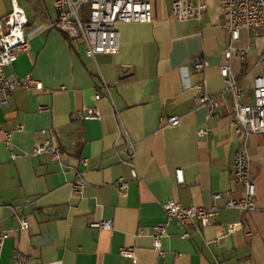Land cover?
Masks as SVG:
<instances>
[{
    "label": "crops",
    "instance_id": "1",
    "mask_svg": "<svg viewBox=\"0 0 264 264\" xmlns=\"http://www.w3.org/2000/svg\"><path fill=\"white\" fill-rule=\"evenodd\" d=\"M174 1L153 0L152 24L120 25L117 55L90 58L82 42L50 29L57 18L52 2L17 0L28 16L31 48L6 71L32 76L43 89H20L0 108V233L10 235L0 264H17L15 256L27 264H264V135L237 132L229 94L212 116L197 102L198 85L211 96L225 89L219 67L227 63L230 37L219 0H200L207 6L202 22L176 20ZM13 10V0H0V26ZM263 37L243 29L230 61L247 103L255 78L264 75ZM199 56L212 60L201 73L191 67ZM92 108L99 120L74 118ZM173 117L181 124L166 127L163 120ZM203 130L208 137L199 135ZM124 131L136 144L131 160L121 154L129 141ZM45 140L61 148L63 166L50 154H33ZM243 149L251 158L257 210L223 209L215 225L190 229L189 239L181 238L180 223L169 222L161 258L153 235L166 220L164 203L189 208L210 206L215 194L223 202L240 199L243 188L233 173ZM180 169L183 184L176 179ZM77 171L86 183L82 196L72 190ZM122 182L129 184L125 193ZM108 221L111 230L92 227ZM238 224L243 229L230 234L229 226ZM123 248H135V259L122 257Z\"/></svg>",
    "mask_w": 264,
    "mask_h": 264
},
{
    "label": "built area",
    "instance_id": "2",
    "mask_svg": "<svg viewBox=\"0 0 264 264\" xmlns=\"http://www.w3.org/2000/svg\"><path fill=\"white\" fill-rule=\"evenodd\" d=\"M14 1V10L2 21L0 26V108L7 105L13 93L20 89L37 90L43 89L42 83L32 76L19 78L17 75L7 74V68L12 67L22 53L30 50V38L26 34L29 24L25 10ZM54 4L57 12L56 20L50 25V29L59 31L69 40L80 41L85 45L86 55L95 58L98 55H117L120 50L119 26L123 24H152L154 22L153 0H44ZM223 28L227 31L230 41L227 43L224 57L225 64L219 67L220 75L225 82V89L222 95L211 96L205 85H198L197 102L207 109L209 115L222 107L223 95L229 94L233 100L234 124L238 133L247 135H264V75L254 80V89L249 103L245 102L246 93L243 81L237 79L233 74L230 61L237 50L235 43L240 40L241 31L249 29L252 31L264 32V0H219ZM173 16L180 22H202L207 11V6L200 0L193 3L191 0H175L172 4ZM264 38V37H263ZM245 60V53L241 54ZM211 59L199 56L193 59L191 67L194 72L201 73L211 66ZM261 63H264V48L262 51ZM101 95L97 94L99 101ZM78 120H99L101 115L97 108L75 115ZM166 127H177L181 124L180 117H173L163 120ZM45 133V132H44ZM126 136L128 134L124 131ZM201 137H208V131H200ZM6 142L11 146L12 135L5 133ZM127 145L121 154L129 160L135 156L136 144L128 137ZM33 154L40 156L50 154L54 161L63 166V151L61 148L45 140L35 147ZM119 156L121 155L117 151ZM15 160L17 155L12 152ZM251 158L247 149L239 151L235 157L234 184L243 188V196L240 199L229 198L223 202V195L215 194L210 206H193L186 208L176 201L164 203L163 209L166 215L164 223L154 226L153 247L161 258L166 256L163 249V239L168 236V223L178 222L186 230L181 235L182 239H189L192 236L190 229L201 233L205 228L216 224L220 212L223 209L238 210L243 213H253L257 210V190L252 178ZM133 177L137 178L135 171ZM176 179L179 184L184 183L183 170L176 171ZM86 183L82 172L77 171L76 180L72 183L73 193L82 196ZM128 183H118V189L125 193L128 190ZM222 203V204H221ZM23 230L30 229L27 219H21ZM93 228L111 230L112 222L94 224ZM243 229L242 224L229 226L230 234ZM10 238L8 233H0V251L5 242ZM217 240L216 243H219ZM122 257L134 260L136 257L135 248H123L119 251ZM17 264H27L18 256L14 258Z\"/></svg>",
    "mask_w": 264,
    "mask_h": 264
}]
</instances>
